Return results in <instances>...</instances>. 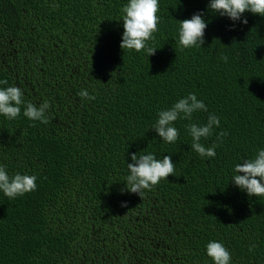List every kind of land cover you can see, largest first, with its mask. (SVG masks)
<instances>
[{
	"label": "trees",
	"instance_id": "obj_1",
	"mask_svg": "<svg viewBox=\"0 0 264 264\" xmlns=\"http://www.w3.org/2000/svg\"><path fill=\"white\" fill-rule=\"evenodd\" d=\"M127 2L0 0V87L50 101L48 124L23 107L14 120L0 115V164L37 176L33 192H0V264H213L212 240L231 264H264V197L231 181L234 165L264 148V17L245 12L242 24L210 12L209 0H159L147 57L120 48ZM197 12L205 43L182 49L178 21ZM189 93L207 112L178 119V140L162 141L157 113ZM209 114L220 126L200 142L219 144L214 158L192 150L186 129ZM132 153L169 155L174 176L142 197L127 191Z\"/></svg>",
	"mask_w": 264,
	"mask_h": 264
},
{
	"label": "clouds",
	"instance_id": "obj_2",
	"mask_svg": "<svg viewBox=\"0 0 264 264\" xmlns=\"http://www.w3.org/2000/svg\"><path fill=\"white\" fill-rule=\"evenodd\" d=\"M159 0H128L121 8V20L123 33L120 48L122 50L145 51L147 57L154 55L157 48L149 47L148 41L154 39V33L158 29L160 16ZM208 10L226 16L232 21H240L247 24L246 18L241 19L245 12L264 17V0H209ZM178 43L182 49L200 47L205 43L204 35L207 21L203 13H194L191 18L179 20ZM227 62V57L222 56ZM7 84V81H0ZM78 95L89 100L95 99L86 89H82ZM31 121H39L42 124L50 123L48 110L50 101L36 105L24 99V94L18 86L0 87V115L8 120H14L21 115ZM198 111L207 112L205 103L197 98L194 93L180 98L170 108L160 110L152 129L166 143H175L179 138V130L174 126L178 119L191 121L193 114ZM34 126V125H32ZM220 118L215 114H209L205 124L188 123L186 129L191 137V148L201 157L214 158L218 143L205 147L200 141L213 135V129L219 128ZM228 133L221 131L217 134V141L222 142ZM131 163H127L129 174L126 176V189L142 197L145 190H151L161 180H167L168 176H174L175 164L169 155L156 158L153 153L131 154ZM37 176L21 174L19 172L9 175L6 167L0 164V192L9 199H15L26 193L33 192L37 188ZM231 181L248 196L264 197V148L257 149L256 155L250 159H243L234 165ZM126 206V202L122 203ZM255 246L253 245L252 248ZM252 248L249 250L251 251ZM206 254L213 264H231V252L222 242L209 241L206 245Z\"/></svg>",
	"mask_w": 264,
	"mask_h": 264
}]
</instances>
